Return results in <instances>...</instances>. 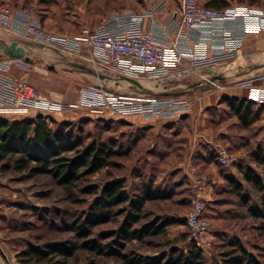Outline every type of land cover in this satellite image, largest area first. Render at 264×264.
Listing matches in <instances>:
<instances>
[{
  "label": "rangeland",
  "instance_id": "1",
  "mask_svg": "<svg viewBox=\"0 0 264 264\" xmlns=\"http://www.w3.org/2000/svg\"><path fill=\"white\" fill-rule=\"evenodd\" d=\"M199 1L206 5L209 0ZM224 1L230 7H249L264 12V0ZM54 3L57 16L63 17L65 25L74 30L79 29L78 24L82 21L87 23L92 18H99L101 13L112 14L140 7L139 0H54ZM85 28L89 27L85 25L74 31L78 34L76 38L84 36ZM251 54L249 58L240 54L236 61L232 59L223 68L209 69L215 73L224 71L225 75L234 73L233 70L241 65L244 71L224 80L226 87L239 90L237 82L247 78L246 68L251 69L249 73L253 76L264 74V50ZM197 73L200 72L159 81L141 79L143 92L150 96L176 99L188 96L187 99L192 100L191 112L179 119L147 121L139 117H119L110 112L104 119L66 120L60 116H46L55 132L64 131L88 147L95 144L117 153L112 159L114 166L83 177L73 190L58 184L51 175L20 172L14 161L0 160V264H21L17 255L30 244L43 248L61 242L79 247L87 240L108 244L116 239L113 234L124 222H131L135 229L159 220L177 222L169 226L166 233L157 236L142 234L138 241L121 240L123 246L119 250L128 259L159 257L172 246L187 251L192 246L187 244L185 217L194 197L193 181L203 175L214 176V171H218L223 180L216 184L211 196L204 194L210 219V234L203 251L206 263L225 264L224 255L240 242L264 264V189L248 183L239 170L240 167L252 168L264 184V109L253 125L244 127L222 98L216 101L214 95L211 96V106L203 108L202 94L218 90L211 85L199 86L201 79L198 81L200 74ZM112 83L114 90L130 92L122 87L128 86V82L123 85ZM245 92L242 96H246ZM254 110L257 111L258 106ZM217 144L240 157V163L234 169L236 175L232 176L241 184L240 189L225 180L228 172L222 170L215 159L209 158L210 154L215 156ZM81 148L65 156L76 157ZM117 179L125 181L132 196L139 194L142 186L148 183L169 191L171 198L146 203L142 219L137 223L129 221V211H125L109 222L95 226L91 237L82 238L77 226L85 220L100 195L88 194L86 190L89 186H98L102 190ZM125 206L118 207L116 212L124 210ZM126 261L82 248L77 249L69 260L71 264H126Z\"/></svg>",
  "mask_w": 264,
  "mask_h": 264
},
{
  "label": "built area",
  "instance_id": "2",
  "mask_svg": "<svg viewBox=\"0 0 264 264\" xmlns=\"http://www.w3.org/2000/svg\"><path fill=\"white\" fill-rule=\"evenodd\" d=\"M165 2V0H161ZM33 8L13 15L9 7L0 4V25L32 36L40 43L64 47L69 36L48 34L40 20L32 15ZM154 13V12H153ZM152 12L122 13L112 16L95 30L83 29L84 36L76 38L90 55V61L105 70L120 76L139 79L163 80L167 77L187 76L192 72L212 67L223 68L241 54L243 42L249 34L264 33V12L249 7H229L225 10L210 8L199 0H183L179 16L163 27L164 31L147 32L144 21ZM201 32L193 49L188 48L191 32ZM176 34L174 42L168 36ZM207 43L214 47L207 56ZM252 54L245 57L249 58ZM14 67L28 70V63L21 58H0V114L19 113L27 116L65 117L80 109L79 105L58 102L45 96L25 78H14L9 72ZM242 68L241 65L238 66ZM224 71L203 76L199 86L211 85L218 91L225 90ZM237 86L249 89V98L257 105H264V74L241 79ZM100 92L103 103L92 106V112L101 115L111 113L119 117H139L147 121L166 118L179 119L192 110L186 98H157L143 91L123 92L97 86L90 89ZM215 157L220 168L228 173L240 163V157L227 148L216 145ZM214 180L213 175H203L193 181L194 197L191 210L185 217L188 228L187 244L202 251L210 234V219L207 215L205 190Z\"/></svg>",
  "mask_w": 264,
  "mask_h": 264
},
{
  "label": "trees",
  "instance_id": "3",
  "mask_svg": "<svg viewBox=\"0 0 264 264\" xmlns=\"http://www.w3.org/2000/svg\"><path fill=\"white\" fill-rule=\"evenodd\" d=\"M206 6L216 10H225L230 7L224 0H209ZM222 102L229 107L244 127L253 125L264 109V105H257L247 95L223 96ZM257 106L258 110L255 111L254 107ZM48 120L44 115L31 120L0 119V160L14 161L16 170L20 172L30 171L32 175H51L56 178L58 184L70 190L77 188L78 181L83 177L94 175L99 170L115 165L112 159L117 155L116 152L95 144L88 147L82 140L74 138L72 134L64 131L55 132L47 122ZM77 148L81 149L76 157L65 156L66 153L73 152ZM209 158L216 160L212 154ZM203 160L209 161L207 158ZM239 170L248 183L260 190L264 189L261 177L252 168L240 167ZM224 179L233 183L235 189L242 187L232 176H225ZM86 192L100 195L85 220L77 226L84 239L91 237L95 226L109 222L118 214L129 211V221L137 223L142 219L141 215L146 203L169 201L171 198L169 191L154 188L148 183L142 186L139 194L132 196L123 179L106 184L102 190L98 186H89ZM120 206H125L124 210L116 212ZM254 214L258 215V213ZM175 223L177 222L159 220L142 229H135L131 222H124L113 234L116 239L108 244L101 245L93 240H87L79 247L68 242L44 248L30 244L18 253L17 259L21 264H71L69 260L74 257L77 249L82 248L98 254L125 259V261L127 259L126 264H207L203 251L195 247H189L185 251L172 246L161 256L146 260L128 259L126 254L120 252L119 248L123 246L120 244L121 240L138 241L142 238V234L157 236L166 233V229ZM233 247H235L234 250L224 255L225 264H261L240 242L234 244ZM105 249H107L106 252H104Z\"/></svg>",
  "mask_w": 264,
  "mask_h": 264
},
{
  "label": "crops",
  "instance_id": "4",
  "mask_svg": "<svg viewBox=\"0 0 264 264\" xmlns=\"http://www.w3.org/2000/svg\"><path fill=\"white\" fill-rule=\"evenodd\" d=\"M139 2L140 7H132L126 9V11L114 12L112 14L104 12V14H100L99 18H92L88 20L87 23L86 21H82V24H78L79 29L87 25L91 30H95L112 16L129 13L131 11L132 13L154 12L153 15L145 19L144 30L147 32L164 31L163 27L179 16L183 4V0H165V2H161V0H139ZM0 4L9 7L13 15L22 14L33 8L32 15L40 20L42 27L48 34L55 35L56 37L69 36V40L64 47L49 46L38 42L32 36L17 32L9 26L0 25V58L3 59L4 56H7L3 53L2 47L4 45L9 46L17 42L18 46L24 49L26 55L30 59V61L27 62L28 70L14 67L10 70L9 75L14 78H25V80H28L32 85L38 88L42 94L58 102L79 105L80 109L69 112L65 116L66 120H81L87 119L88 117L104 119V115L90 110L92 106H98L103 103L102 94L90 90L98 85L113 89L115 86L113 87L112 82L119 85L128 82V86L122 87L130 90V92H135L136 90L144 91L141 79L147 77H141L139 79L123 77L95 65L89 60L90 55L81 48L76 39L78 34H74V31H78L79 29L74 30L72 27H67L63 17L59 18L57 16L54 0H0ZM200 36L201 32L199 31L191 32L190 42H188L187 45L189 49L195 48ZM175 38L176 34L174 33L168 36V40L171 42H174ZM213 49V45L207 43V56L212 55ZM260 50H264V33L260 35L249 34L243 42L241 55L246 56ZM241 70H243V68L233 70L234 73H232V75H237L242 72ZM246 70V72H248V75H246L247 78L254 75L249 73L251 69L249 70L246 68ZM194 72H200L197 73L200 74L198 81H200L203 76L215 74V72H212L209 68H203V70L198 69ZM229 75L231 74H225L226 77ZM194 85L196 88L198 87L196 86L197 83ZM237 87H239V90L234 91L233 88L227 87L222 91H210L202 94V107L206 108L211 106V96L213 95L216 101H219L223 96L241 97L244 91H246L245 95L248 97L250 96L249 89L240 86ZM39 115L45 114L41 113ZM36 117L37 116H27L13 112H9V114H0V119L16 121L31 120ZM212 173L214 174V183L210 184L205 190V194H209L210 196L215 192L216 184L220 180H223L218 171ZM235 175L234 172L228 173V176Z\"/></svg>",
  "mask_w": 264,
  "mask_h": 264
},
{
  "label": "water",
  "instance_id": "5",
  "mask_svg": "<svg viewBox=\"0 0 264 264\" xmlns=\"http://www.w3.org/2000/svg\"><path fill=\"white\" fill-rule=\"evenodd\" d=\"M2 49H3V53L9 57L21 58L24 59L26 62L30 61L24 49L22 47H19L17 42H14L9 46L4 45Z\"/></svg>",
  "mask_w": 264,
  "mask_h": 264
},
{
  "label": "bare ground",
  "instance_id": "6",
  "mask_svg": "<svg viewBox=\"0 0 264 264\" xmlns=\"http://www.w3.org/2000/svg\"><path fill=\"white\" fill-rule=\"evenodd\" d=\"M147 85H148V86H152V84H151V83H150V84H149V83H147Z\"/></svg>",
  "mask_w": 264,
  "mask_h": 264
}]
</instances>
